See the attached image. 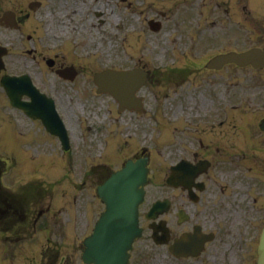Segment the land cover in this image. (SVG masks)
<instances>
[{"label": "rangeland", "instance_id": "1", "mask_svg": "<svg viewBox=\"0 0 264 264\" xmlns=\"http://www.w3.org/2000/svg\"><path fill=\"white\" fill-rule=\"evenodd\" d=\"M57 1L58 0L45 1L43 7L44 11H46V13H52V21L54 23H50L51 27H49V23H47L46 27L48 28H57L62 20L57 15L60 10L69 11L71 18H75L71 13L70 8H62ZM117 2L118 0H96L94 6L97 9L103 10L110 7L114 14H120L122 9ZM78 3L79 0H74V5H77ZM141 3L142 2L139 0H133V6L131 7L133 13H129V19L133 20L134 28H130L131 25L129 22L130 29L128 39H126L127 35L124 36L120 33L117 34L115 31L111 32V28L116 26V22L113 17H111L112 20L107 18L108 14L104 16V18H107L108 22L101 26L99 23H96L98 26L92 29L91 38L87 35L88 31H85L84 33H75L71 30V27H68L71 30V32L68 33L70 36L69 38H67V36L60 38V32L56 31L55 33L51 30L49 31V39L45 32V26H42V23H39L36 20H33L31 25L28 26L30 31L36 34L35 37L38 39L36 41H26L22 38L20 33L15 34V32L11 30L0 28L1 42L10 47L12 45L14 48V51L12 50L14 56L12 55L13 57L9 56L6 58V64L9 69H7L8 72L21 73L30 71L32 76H34L36 83L48 93L56 97L60 112L66 115L65 119L73 134L71 141L72 149L69 154L63 151L58 139L53 136L51 137V135H47L46 137L41 136L39 141L45 144L37 145L35 141L37 137L35 135L42 133L40 128L43 127L40 125L41 123L38 121L37 123L34 122L32 124L29 120L20 118L19 114L10 109L9 103L0 88V157L11 160L10 156L12 153L7 152L6 150H14L16 153L14 157L19 159V168H21L18 169L17 172L22 171V173L28 175L41 173L53 180L56 173H58V176L64 174L63 167L55 165L57 164L55 160H60L63 155L67 154V156H70L67 157V159L74 160V163L71 164L72 169L67 166L66 170L74 176L75 179L73 178V180L78 182L77 180L80 179L82 182V180L85 179V175L83 174L85 169H83V167H85L88 162L96 161L97 163L99 161H108V165L104 164V167L107 168L106 170L115 169L122 164L120 157L126 155L124 157V160L126 161L129 157H132L136 153H140L142 147L145 146L153 150L154 159L156 156L160 158L157 165H155L154 162L152 164L153 182L149 184V189L152 194H154V197L149 200L152 202L157 197L167 195V192L162 188V185L165 183V178L168 175V166L170 161H172L170 157L177 155V151L181 149L179 148L180 146L177 147L175 154L173 155V153L171 154L173 149L172 144L168 143L165 146H161L162 141L160 134H162V132L160 133V131L163 130V125H167L168 123L173 129L175 127L188 128L186 132L175 129L177 130V135L175 134L174 136V142L176 144L178 141L177 144L180 143V145L183 141L182 137H184L185 134H189L193 141L200 136V129H204L205 132L210 135L214 132H216V134L221 132L222 128H218L217 125L220 120L226 118V116H222L223 112H230V106L237 102L232 99L231 94L227 95L229 93H226V82L231 80L229 76L236 75V72L232 68L226 69L223 74V85L218 84L213 88L212 92H210L212 88L205 84L203 90L198 89V82L202 81L204 76L199 72H194L193 74L189 73L190 77H187V73H184L182 78L177 81V84H175V80L170 82V79H163V75L166 77H169L167 75H171L170 68L172 69V66L180 64L179 60L174 59V57L177 53H181L180 49L183 46V38L179 36L183 31V24L179 21L181 14L177 15L176 8L171 11V3H159L158 9L165 13L168 12L167 15H169L166 20L164 19L163 27H161L160 31L155 33L146 30L139 37L135 34L139 27V20H136L134 13H138L143 9L147 15L148 11H152L145 6H141ZM19 6L20 5H18V8ZM88 6V3L81 5L80 10L87 11ZM0 7L4 9L14 8V2L13 0H0ZM230 11L231 9L227 12L229 13ZM221 13L211 15L219 17L212 19L217 21L215 26H212L210 29L208 26L204 27L209 29L208 33L218 34L220 36L222 43L220 42L218 46L224 44V48L233 46L237 47V45L233 43L224 42L226 38L223 36L222 31L228 29L230 26L232 28L228 31L235 30L237 29L238 24H234L233 18L228 20L231 23H228L227 21L224 24H220L223 20V15L220 16ZM66 14L67 16L65 19L69 17L67 12ZM229 16L233 17V11H231ZM255 16H259V13H256ZM69 22L70 21L66 20V24H69ZM96 22H98L97 18ZM58 30L60 29L58 28ZM121 30L127 31L126 26H122ZM105 31H107V36L104 35L105 37L101 38L100 36L103 35L102 32ZM174 37L178 38V40L174 41ZM60 39L66 44L71 42V52L67 51L65 46L60 50V47H62ZM248 39L249 35H247V38H243L239 42V49L248 48L254 43V40ZM88 45H90V47ZM36 47L40 50L44 48L43 53L46 56L54 57L56 54H64L66 55L65 60L68 62H76L80 70L83 69L76 82L70 83L68 81H60L56 77L57 74L52 71V69L49 70L46 68L44 63L40 64L36 63V61L31 62L30 59L32 55L28 54L26 51L29 48L35 49ZM59 57L61 58L62 56L59 55ZM136 66L144 67L150 70L152 74H156L155 80L153 82L148 81L140 89L139 93L141 96L146 97L147 112L141 115L129 111L118 113V104L112 97L97 94L92 76L95 71L104 70L110 67L123 69ZM246 73H248V70ZM246 73H239V78L241 79ZM158 79L160 80L158 81ZM174 86L177 88L175 90L176 92L172 89ZM88 91H90V93H88ZM241 107L243 108V105H241ZM165 112H167L168 116L164 114ZM13 118L18 120H13ZM123 139L125 141H123ZM208 140L211 141V137H209ZM211 143L213 142L211 141ZM125 144L126 147L120 152V149L124 147ZM103 146L105 148V153L103 151ZM101 153L103 156L101 155L102 157L100 158ZM226 154L227 153L224 154L222 152L219 153L218 156L213 158L214 163L218 161V159V162L220 163L222 159V164L225 166V169L227 168L228 170V172H223L225 174L223 176L226 179H229L231 186L234 191H236L237 184L242 187V182L239 181L240 177H231V172L228 167L232 164L230 163L231 161L224 156ZM44 155H48L54 159L49 158L48 156L43 157ZM38 156L41 157H39L37 161L31 160L32 157ZM8 166H12V163H8ZM216 166L219 170V174H221L223 166L217 162ZM4 169L5 167L2 165L3 173L5 172ZM30 178L31 176L25 177L26 180ZM68 179L71 180V177H68ZM6 181L12 184L7 175L3 177V182L5 184ZM34 182V186L42 182L41 184H43V187L45 185V187L49 188L50 182L46 180H36ZM248 182V180H244V185ZM67 184L68 187H61L59 188V191L61 192L65 189H70L71 185L69 181ZM96 185L97 177H92L87 188L81 190L79 207L84 204L81 209L88 205V201L93 200L94 195L92 193ZM45 187L42 188V190H45ZM38 190L41 189L36 188L34 192L38 193ZM221 194H223V198H219L217 195L210 197L216 198L223 211L229 214V205L227 203L229 190ZM40 195L41 197L38 198H42L45 202L43 206H46L50 200V191L48 193L42 192ZM58 201L59 204L57 208H63V211L59 212L62 223L61 225L57 224L58 226H56V228L50 229L55 231L63 230L64 235H66L65 232L68 228H65L64 226L69 225L71 239L75 235L72 230V226H74L76 222L74 217L75 205H71V197L69 199L64 198ZM58 201L54 200L55 203ZM102 208L103 205L99 200L96 202V210H99L97 213L98 215ZM214 211L215 210H209V212ZM54 214L55 212L51 210L49 211L48 216L52 217ZM212 217L215 221L217 220L213 215ZM223 220L224 218H222L223 228L227 226L228 228H231V226H234V220L232 222L227 221L226 223L223 222ZM236 220H239V218H235V221ZM245 220L248 221L249 218H245ZM246 221H244L245 226ZM257 226L258 228H261L262 223L258 222ZM15 228H24V224L18 222ZM49 237L50 240L53 241L57 238V234L53 233ZM59 237V242H62L61 245L65 247L63 250L67 248L69 253L77 252V256H80L78 250L80 252V240L83 239V236L79 239V248L73 246L69 241L70 239L66 240L61 235ZM72 257L75 256L72 255ZM134 257L135 259L132 264H140L141 262H143L142 264H171L167 250L156 247L152 240H149L146 236L136 245ZM142 257H144V260L141 261ZM64 260H66V258L62 261ZM80 262L81 261L76 260L75 264H79Z\"/></svg>", "mask_w": 264, "mask_h": 264}, {"label": "flooded vegetation", "instance_id": "2", "mask_svg": "<svg viewBox=\"0 0 264 264\" xmlns=\"http://www.w3.org/2000/svg\"><path fill=\"white\" fill-rule=\"evenodd\" d=\"M201 159H196L194 158V162H198ZM203 176L202 175L198 181L201 182H206V180L201 179ZM178 189H175L171 195L170 198V211H169V216L171 220V228H170V236H171V244H173L176 239L180 238L184 233L188 232H193L194 227L196 225H201L202 226V232L204 233H212L213 237L211 242L206 244L205 250L203 254L209 252L213 248L214 253L220 248L219 244V226L217 224L211 225L212 222L207 216H205V219L203 221L204 225L199 222L198 219H194L191 225L188 228H183V224L178 223V211L182 209H187L186 204H183L180 199L183 201L184 199L189 200L191 203L190 199L188 198V195L186 192H183L184 194H180ZM0 194L4 196L5 192L1 191L0 189ZM0 198V229L4 230L5 228H11L13 225L16 223L17 220H26L28 217L27 211H24V205H25V199L24 197L19 198L17 196H12L10 200ZM204 204V203H203ZM18 207H22L21 210H18ZM207 207V205H206ZM27 210V209H26ZM44 211L43 208L40 209L39 213L33 217V220L29 226H25V228L22 229H17L16 231L13 232L14 234V240L12 241L13 237H4V239L1 241L0 240V246L2 244H10L12 243V246H8L6 248H11L9 254L11 255V264H54L56 257L51 258V262H48V257H43V250L40 252L41 258L39 261L36 260V258L31 259L29 258L26 253H27V248H32L33 244L40 245V249H44V244L43 241L39 240L31 244H25L24 246L21 245L20 247H16V244H21V239L26 238L27 236H30V233L33 232V230H28L27 228H42V226H37L38 223L41 221L42 217L44 216ZM192 218V217H190ZM189 218V220H190ZM191 221L188 222V224ZM29 231V234H28ZM220 232H226L229 235L233 236L236 238L237 235L240 236L242 235L241 239V245L250 247L253 244V239H254V232L255 228L254 226L250 223V228H245V231H241L240 229L235 230V228H221ZM1 239L3 237H0ZM221 244L224 243L223 239H220ZM15 246V247H14ZM213 253V254H214ZM182 261H192L194 260L193 258H188V259H181ZM251 260H254L252 257Z\"/></svg>", "mask_w": 264, "mask_h": 264}, {"label": "water", "instance_id": "3", "mask_svg": "<svg viewBox=\"0 0 264 264\" xmlns=\"http://www.w3.org/2000/svg\"><path fill=\"white\" fill-rule=\"evenodd\" d=\"M118 96V95H117ZM118 98H119V96H118ZM141 168L139 167V166H132L131 168H129V169H127L126 170V174L130 171L131 173H133V174H131L130 175V177L133 179V183H135V184H137V183H142L143 182V177H142V175H138L137 174V176H135L136 175V172L135 171H137V172H139V171H141L140 170ZM128 174H130V173H128ZM121 175V174H120ZM132 182H130L131 184H133ZM136 189V188H135ZM135 189L134 190H131V192H130V195H129V197L132 199L133 197H134V193H135ZM136 206V203L134 204V208H133V210H135V207ZM99 233H101V232H99ZM100 237V236H99ZM260 253H261V255H260V258L261 259H263L264 260V236H263V240H262V242H261V250H260Z\"/></svg>", "mask_w": 264, "mask_h": 264}]
</instances>
